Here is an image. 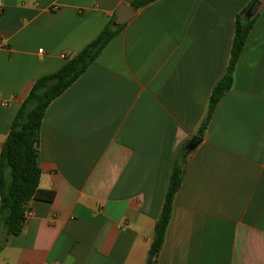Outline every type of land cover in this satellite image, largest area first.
I'll return each mask as SVG.
<instances>
[{
    "label": "crops",
    "instance_id": "obj_1",
    "mask_svg": "<svg viewBox=\"0 0 264 264\" xmlns=\"http://www.w3.org/2000/svg\"><path fill=\"white\" fill-rule=\"evenodd\" d=\"M0 0V151L38 77L112 19L135 15L48 105L38 187L19 234L0 228V264H146L179 149L184 163L156 264H264V0L202 136L250 0Z\"/></svg>",
    "mask_w": 264,
    "mask_h": 264
},
{
    "label": "trees",
    "instance_id": "obj_2",
    "mask_svg": "<svg viewBox=\"0 0 264 264\" xmlns=\"http://www.w3.org/2000/svg\"><path fill=\"white\" fill-rule=\"evenodd\" d=\"M152 1L132 0L130 4L138 9ZM253 1L256 0H250L234 17L228 64L211 90L205 115L196 130L198 136L203 135L218 102L232 86L237 59L256 18V14H249ZM121 27L114 25L111 19L95 38L58 70L35 79L17 109L0 151V228H4L7 234L21 232L29 210L28 202L32 198L50 199L52 196L51 192L38 187L41 173L38 165L39 131L48 105L85 71ZM194 147L195 144L188 141L173 161L160 213L154 223L146 264L157 263L171 219L173 198L181 183L185 158Z\"/></svg>",
    "mask_w": 264,
    "mask_h": 264
},
{
    "label": "water",
    "instance_id": "obj_3",
    "mask_svg": "<svg viewBox=\"0 0 264 264\" xmlns=\"http://www.w3.org/2000/svg\"><path fill=\"white\" fill-rule=\"evenodd\" d=\"M259 7V1H253L249 8V14L250 15H255ZM135 15V12L127 5L122 4L118 8L116 12V16L113 20L114 25L120 26L129 21L133 16ZM199 141L198 137H193L191 140L192 144H195L196 142Z\"/></svg>",
    "mask_w": 264,
    "mask_h": 264
},
{
    "label": "built area",
    "instance_id": "obj_4",
    "mask_svg": "<svg viewBox=\"0 0 264 264\" xmlns=\"http://www.w3.org/2000/svg\"><path fill=\"white\" fill-rule=\"evenodd\" d=\"M30 214H31V210L29 209V210L27 211V213H26L25 222H26V220H27V218L29 217Z\"/></svg>",
    "mask_w": 264,
    "mask_h": 264
}]
</instances>
